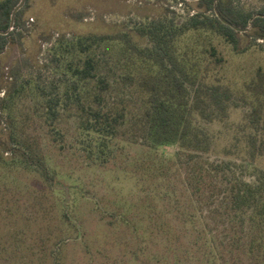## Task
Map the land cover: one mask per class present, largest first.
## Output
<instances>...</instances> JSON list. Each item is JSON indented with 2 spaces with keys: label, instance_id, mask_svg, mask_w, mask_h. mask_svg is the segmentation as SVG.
Returning a JSON list of instances; mask_svg holds the SVG:
<instances>
[{
  "label": "trees",
  "instance_id": "trees-1",
  "mask_svg": "<svg viewBox=\"0 0 264 264\" xmlns=\"http://www.w3.org/2000/svg\"><path fill=\"white\" fill-rule=\"evenodd\" d=\"M19 1L0 0V54L23 38V8L15 16L13 29L1 34L8 30ZM196 3L197 10L184 19L168 7L163 16L136 24L132 31L141 41L127 27L72 40L59 37L52 60L64 62L58 82L63 91L60 94L56 87L46 92L44 86H37L34 113L48 125L56 121L59 110L75 118L77 131L85 136L82 143L88 144L91 136L99 139L94 152L83 147L87 158L94 161L112 156L115 144L108 147L106 141L148 151L177 147L172 161L140 164L139 200L129 202L126 212L108 216V226L144 242L147 264H264V71L258 67L241 86L228 84L227 60L221 50L228 48L234 56L252 48L264 52V5L245 10L232 0ZM217 15L239 29L250 27L248 45L240 48V32L223 24ZM187 35L189 43L180 50L178 42ZM24 87L14 78L9 88H0V113L7 111L8 128L0 160L9 154L21 172L35 175L51 188L55 175L46 164L39 133L23 113L20 117L12 114L17 109L14 98ZM231 111L242 116L237 126L240 136L233 139L243 143L246 167L262 164L254 167L248 179L232 160L209 157L216 143L212 126H226ZM232 147L224 150L225 157L232 155ZM171 175L181 181L184 202L170 193L158 199L154 188L146 193L145 184H171ZM44 190L42 186L39 192L30 193L37 195L34 200L39 207L33 222L39 229H50L54 224L44 207ZM158 200L167 201L166 208L160 209ZM9 211L11 207L5 213ZM13 211L16 214V207ZM63 217L69 221L65 213ZM24 221H30L28 215ZM61 242L55 244L56 250ZM149 244L158 248V255ZM44 248L39 249L45 252ZM51 256L54 264H61L53 252Z\"/></svg>",
  "mask_w": 264,
  "mask_h": 264
},
{
  "label": "rangeland",
  "instance_id": "rangeland-1",
  "mask_svg": "<svg viewBox=\"0 0 264 264\" xmlns=\"http://www.w3.org/2000/svg\"><path fill=\"white\" fill-rule=\"evenodd\" d=\"M186 2L26 0L21 16L24 24L23 38L19 44H9L0 54V88H9L14 78L24 84L23 91L14 98L13 103L17 109L14 108L16 111H12V114L20 117V113H23V117L29 118L34 125L41 138L46 164L54 173L56 183L50 188L35 175L21 172L10 155L4 154L5 159L0 160V264H54L50 252L54 253L61 264H147L143 254L144 242L133 238L125 230L108 226V216L110 213L126 212L129 202L139 200L141 182L138 181L140 174L137 167L152 160L156 165L172 161L177 147L165 146L157 151H148L120 141H106L108 147L115 144L111 147L112 156L103 155L101 159L104 162L101 159H88L83 147L94 152L99 139L91 136V139L86 140L88 144L82 143L85 136L77 131L75 118L61 110L53 125L43 123L40 115L34 113V104L38 100L36 87L44 86L46 92L56 87L60 94L63 91V85H58V82L64 62L55 63L52 60L54 50L59 48V37L72 40L89 34L115 33L127 27L133 38L141 41L132 31L136 24L147 18L163 16L168 7L176 13L177 18L184 19L197 10V1ZM232 2L245 10H257L264 5L262 0ZM250 31L249 27L246 32L240 33V48L250 42ZM188 43L187 35L179 40L177 46L183 50ZM222 48L227 60L225 77L228 84L241 86L258 67L264 71V52L259 53L252 48L241 56H234L228 48ZM0 97H3V93H0ZM6 118L7 111L1 112L0 152L8 140ZM241 119L239 111H231L226 126H212L216 143L209 157L210 160H232L248 179L254 167L261 168L262 164L255 162L246 167L247 163L241 153L243 143L233 139L234 136H240L237 126L241 124ZM232 145L235 146L232 147V155L225 157L224 150ZM171 181V184L158 185L146 182V193L151 190L153 192L154 188L155 194L160 196L158 199L170 193L172 197L184 202L186 192L180 179L172 176ZM42 186L45 188L44 207L48 209L54 224L50 229H39V225L33 222L39 207L34 200L37 195L30 193L39 192ZM166 202L158 200L157 205L160 209L166 208ZM13 206L16 207V214ZM10 207L11 211L5 213ZM64 213L69 221L64 219ZM23 215H28L30 221H24ZM20 228L24 230L18 233L17 229ZM60 240V249L56 250L55 244ZM151 245V252L158 255V248ZM42 246L45 252L39 249Z\"/></svg>",
  "mask_w": 264,
  "mask_h": 264
},
{
  "label": "water",
  "instance_id": "water-1",
  "mask_svg": "<svg viewBox=\"0 0 264 264\" xmlns=\"http://www.w3.org/2000/svg\"><path fill=\"white\" fill-rule=\"evenodd\" d=\"M185 1H197V0H185ZM217 1V0H216ZM26 0H20L19 3L14 7V9L12 10L11 12V15H10V24H9V28L8 30H6L5 32H2L1 34L3 35H6L9 31H11L13 29V26H14V20H15V16L17 14V12L22 9V7L24 6ZM217 17L220 19V21L229 26L230 28H232L233 30L237 31V32H240V33H244L247 31V29L249 28H246V29H239L233 25H231L229 22L225 21L224 19H222L219 15H217ZM253 18H251L252 20ZM250 20V21H251Z\"/></svg>",
  "mask_w": 264,
  "mask_h": 264
}]
</instances>
